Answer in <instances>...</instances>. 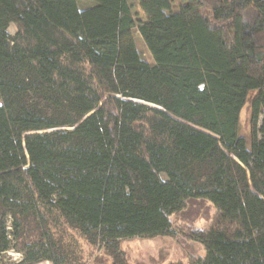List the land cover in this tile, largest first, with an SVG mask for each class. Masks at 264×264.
<instances>
[{"label": "trees", "instance_id": "1", "mask_svg": "<svg viewBox=\"0 0 264 264\" xmlns=\"http://www.w3.org/2000/svg\"><path fill=\"white\" fill-rule=\"evenodd\" d=\"M88 1L0 0V256L124 264L201 204L187 264H264V0Z\"/></svg>", "mask_w": 264, "mask_h": 264}, {"label": "rangeland", "instance_id": "2", "mask_svg": "<svg viewBox=\"0 0 264 264\" xmlns=\"http://www.w3.org/2000/svg\"><path fill=\"white\" fill-rule=\"evenodd\" d=\"M127 1L135 15L138 27L140 25V20L143 18L142 14L139 12L138 3L136 0ZM89 2L90 1L88 0H79V2L72 0L77 12L87 8L90 4ZM179 7L180 4L178 3V0H174V9L178 10ZM9 31L14 35L16 33L15 25H11ZM134 36L142 56L152 62L137 30L135 31ZM240 132L250 142L248 107L244 108L241 114ZM163 178L166 179V176L163 175ZM199 208L200 212L198 211ZM191 210L193 211L195 219L197 218L196 216H198L193 222L188 220L186 214L184 217L174 218L178 238L168 235L152 239L133 238L121 241V250L124 252V264H170L176 262L187 264L192 254L204 256L205 253L202 246L199 243L188 241L182 231L183 228H186L191 223H193L196 228H206L209 224L208 218H205V215L207 216L206 208L204 209L203 205L198 204L194 205ZM213 213L214 209L212 210V208H209V215L211 216ZM74 234L75 240L78 241L80 249L83 251V264H115L114 259L109 256L100 245H97L96 247L89 246L79 235L76 233ZM0 258H5L6 264H18L22 261L23 256L14 250H11L0 256ZM40 264H51V262Z\"/></svg>", "mask_w": 264, "mask_h": 264}]
</instances>
